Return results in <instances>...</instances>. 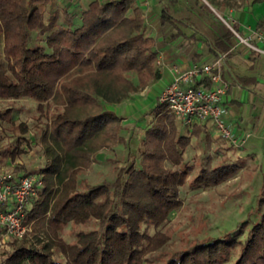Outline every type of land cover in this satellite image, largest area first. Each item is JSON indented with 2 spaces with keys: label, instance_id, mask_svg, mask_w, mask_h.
Returning <instances> with one entry per match:
<instances>
[{
  "label": "trees",
  "instance_id": "1",
  "mask_svg": "<svg viewBox=\"0 0 264 264\" xmlns=\"http://www.w3.org/2000/svg\"><path fill=\"white\" fill-rule=\"evenodd\" d=\"M211 1L236 6L248 0ZM58 2L49 11L54 0H0V100L35 104L44 156L37 170L25 171L42 182L24 210L30 231L0 246V264H264V177L255 205L234 228L169 256L162 252L169 237L160 228L182 206L181 188L208 189L240 166L207 162L190 178L186 151L199 129L184 126L159 100L144 114L152 119L139 158L119 167L113 180L91 184L82 177L101 150L125 142L114 106L158 81L161 70L137 0ZM161 22L179 29L169 14ZM178 35L187 43L201 40L195 32ZM231 37L228 31L213 43L202 41L220 53L229 50ZM15 111L0 107V164L15 162L32 143L30 127ZM92 223L88 231L75 230Z\"/></svg>",
  "mask_w": 264,
  "mask_h": 264
},
{
  "label": "rangeland",
  "instance_id": "2",
  "mask_svg": "<svg viewBox=\"0 0 264 264\" xmlns=\"http://www.w3.org/2000/svg\"><path fill=\"white\" fill-rule=\"evenodd\" d=\"M207 1L219 9L213 1ZM58 3V0H54L48 10H53ZM206 10L203 9V11ZM245 11L252 26L258 20H264V2L252 3V0H248ZM254 55L246 50L241 56L242 61L229 68L233 74L254 76L257 80L254 86H245L242 89L243 94L239 98L242 101L241 108L237 105L230 106L228 112L230 116L239 112L243 116L246 129L242 132L236 130L234 133L245 136L246 143L237 146L223 138L213 127L209 142L195 139L194 136L186 151V160L194 167L190 178L206 166L207 162H210V166L216 167L223 163L238 161L240 169L222 183L208 189H194L188 185L181 188L182 206L174 211L160 228L169 237L162 251L166 256L193 245L198 240L219 235L234 228L247 217L248 212L255 205L264 177V57L255 56L252 61H248V57ZM251 64L253 66L250 68ZM232 73L226 70L224 76L229 80L233 79ZM154 105L155 101L148 106V110ZM12 106L16 108L14 117L30 127L32 140L30 146H24L25 152L15 162L6 161L0 164V176L17 179L25 176V171H34L43 165L44 156L36 141L39 113L36 111L35 104L27 99L0 100V107ZM151 119L152 116L148 115L138 120L140 123L138 126L126 125L122 131L125 142L113 148L101 150L96 156L93 167L84 172L82 177L91 184L100 183L104 179L113 180L119 167L127 164L133 156L139 158L138 146L144 133L143 127ZM126 122L130 123V120ZM182 131L184 134L188 133V129L184 127ZM9 138L4 136L2 139L8 141ZM94 226L92 223L76 227L75 230L88 231ZM64 234L67 240L73 238L70 235V227L66 228Z\"/></svg>",
  "mask_w": 264,
  "mask_h": 264
},
{
  "label": "crops",
  "instance_id": "3",
  "mask_svg": "<svg viewBox=\"0 0 264 264\" xmlns=\"http://www.w3.org/2000/svg\"><path fill=\"white\" fill-rule=\"evenodd\" d=\"M137 2L144 13L148 32L156 40L161 78L113 108L123 118V127L126 125H131V127L140 125L138 120L142 117H147L144 114L148 111V106L153 101L156 103L161 92L180 72L194 64L211 63L224 56L222 77L230 85L222 103L226 110L224 117L233 132L245 130V121L241 113L232 112L233 116H230L228 112L230 106L237 105L241 108L242 101L239 98L243 94L242 89L245 86H254L257 83L254 76L236 75L229 69L230 66H236L237 62L242 61L241 56L246 49L238 46L233 36L231 37L232 43L229 50L222 52L221 49H218L220 53L213 51L209 44L202 40L213 43L228 34V29L219 17L223 16V14V17L226 15L225 18L235 20L237 28L242 32L246 28H258L256 25L260 20L254 26L249 23L248 15L245 11L247 1L238 3L236 6H222L215 3L219 9H216L207 0H137ZM203 9L207 10L203 11ZM162 14H169V16L178 21L179 29L170 23H162ZM178 31H182L188 36L195 32L196 37L201 38V40L187 43L183 36L178 35ZM255 56H249L248 61H252ZM252 66L251 64L250 68ZM226 70H230L233 79L229 80L224 76ZM127 120H130V123L126 122ZM195 125L196 129H199L195 134V139L203 140L206 143L209 142L214 127L212 123H195Z\"/></svg>",
  "mask_w": 264,
  "mask_h": 264
},
{
  "label": "built area",
  "instance_id": "4",
  "mask_svg": "<svg viewBox=\"0 0 264 264\" xmlns=\"http://www.w3.org/2000/svg\"><path fill=\"white\" fill-rule=\"evenodd\" d=\"M225 27L236 40L256 56L264 57V25L240 31L235 20L219 16ZM223 57L211 63L194 64L180 72L161 92L158 100L167 105L169 111L186 127L195 123L210 122L221 136L231 143L242 146L245 136L236 135L225 120L223 98L230 85L222 77ZM199 87H195L197 82ZM42 182L35 175H26L13 180L0 176V228L3 236L0 246L11 238H20L30 231L23 222L25 206L34 196Z\"/></svg>",
  "mask_w": 264,
  "mask_h": 264
}]
</instances>
